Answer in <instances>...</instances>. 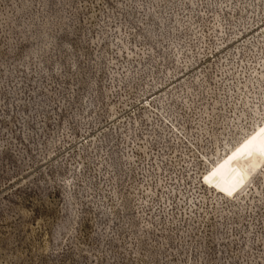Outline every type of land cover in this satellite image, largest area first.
<instances>
[{
    "label": "rangeland",
    "instance_id": "rangeland-1",
    "mask_svg": "<svg viewBox=\"0 0 264 264\" xmlns=\"http://www.w3.org/2000/svg\"><path fill=\"white\" fill-rule=\"evenodd\" d=\"M264 0H0V264H264Z\"/></svg>",
    "mask_w": 264,
    "mask_h": 264
},
{
    "label": "bare ground",
    "instance_id": "bare-ground-1",
    "mask_svg": "<svg viewBox=\"0 0 264 264\" xmlns=\"http://www.w3.org/2000/svg\"><path fill=\"white\" fill-rule=\"evenodd\" d=\"M247 142V143H246ZM264 126L257 127L249 137L222 158L212 172L214 190L228 199L239 197L264 166ZM229 192L231 195H229Z\"/></svg>",
    "mask_w": 264,
    "mask_h": 264
},
{
    "label": "snow or ice",
    "instance_id": "snow-or-ice-1",
    "mask_svg": "<svg viewBox=\"0 0 264 264\" xmlns=\"http://www.w3.org/2000/svg\"><path fill=\"white\" fill-rule=\"evenodd\" d=\"M247 143V142H246ZM260 151L264 152V145H261ZM229 195H231V193L229 192Z\"/></svg>",
    "mask_w": 264,
    "mask_h": 264
}]
</instances>
